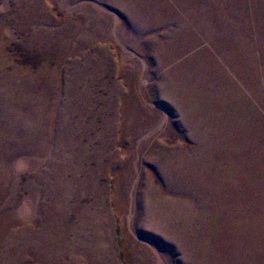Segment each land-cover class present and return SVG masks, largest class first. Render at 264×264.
<instances>
[{
	"label": "rangeland",
	"instance_id": "374dc122",
	"mask_svg": "<svg viewBox=\"0 0 264 264\" xmlns=\"http://www.w3.org/2000/svg\"><path fill=\"white\" fill-rule=\"evenodd\" d=\"M0 264H264V0H0Z\"/></svg>",
	"mask_w": 264,
	"mask_h": 264
}]
</instances>
